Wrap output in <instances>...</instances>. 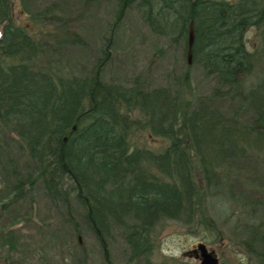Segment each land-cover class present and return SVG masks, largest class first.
Masks as SVG:
<instances>
[{
    "label": "trees",
    "instance_id": "trees-1",
    "mask_svg": "<svg viewBox=\"0 0 264 264\" xmlns=\"http://www.w3.org/2000/svg\"><path fill=\"white\" fill-rule=\"evenodd\" d=\"M132 3L152 31L183 40L186 49L193 25L194 62L216 75L226 88L223 95L252 110L254 121L232 120L211 103L189 109L185 95L168 87L149 90L140 83H105L97 75L66 78L35 70L41 42L13 20L11 0H0V141L12 129L34 161L33 174L14 185L17 195L42 179L50 195L68 201L71 190L63 185L71 180L99 236H110L116 226L131 259L149 261L159 223L191 221L204 197L229 185L240 160L264 151V78L255 87L245 86L257 61L245 32L251 26L260 29L264 53V3L121 0L120 13ZM184 78L189 80L188 73ZM139 125L167 138L169 145L160 152L133 148L130 131ZM261 223L262 229L254 228L242 241L264 264ZM247 226L241 234L248 233Z\"/></svg>",
    "mask_w": 264,
    "mask_h": 264
},
{
    "label": "rangeland",
    "instance_id": "rangeland-1",
    "mask_svg": "<svg viewBox=\"0 0 264 264\" xmlns=\"http://www.w3.org/2000/svg\"><path fill=\"white\" fill-rule=\"evenodd\" d=\"M120 1L11 0L13 20L41 42L34 69L66 78L97 75L105 83H140L149 90L168 87L185 95L189 109L211 103L232 120L254 121L252 110L223 95L226 88L219 86L216 75L193 56L189 61L183 40L175 42L152 31L136 3L121 14ZM245 41L257 56L255 71L245 80L246 88H252L264 78L260 29L248 27ZM129 140L133 148L157 152L169 145L167 138L140 125L132 127ZM236 167L229 185L204 197L191 221L185 217L159 223L149 261L133 260L121 229L114 226L110 236H99L71 180L63 185L71 190L68 201L50 195L42 179L17 195L18 178L33 174L35 167L17 134L8 130L0 141V264H201L192 254L199 243L214 251L220 264H261L242 240L250 238L254 228L262 229L264 151L250 154ZM195 175L202 184L198 169ZM245 224L248 233L241 234Z\"/></svg>",
    "mask_w": 264,
    "mask_h": 264
},
{
    "label": "water",
    "instance_id": "water-1",
    "mask_svg": "<svg viewBox=\"0 0 264 264\" xmlns=\"http://www.w3.org/2000/svg\"><path fill=\"white\" fill-rule=\"evenodd\" d=\"M195 29L191 25L188 39V49H189V61H191L193 56V45L195 42ZM77 125L74 126V130ZM68 136L65 137L67 141ZM193 252H196V257L201 259V264H220L219 258L214 251H210L205 243H199L198 247L194 249Z\"/></svg>",
    "mask_w": 264,
    "mask_h": 264
},
{
    "label": "flooded vegetation",
    "instance_id": "flooded-vegetation-1",
    "mask_svg": "<svg viewBox=\"0 0 264 264\" xmlns=\"http://www.w3.org/2000/svg\"><path fill=\"white\" fill-rule=\"evenodd\" d=\"M193 253L196 255V252H192V254H193Z\"/></svg>",
    "mask_w": 264,
    "mask_h": 264
}]
</instances>
